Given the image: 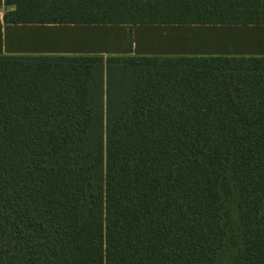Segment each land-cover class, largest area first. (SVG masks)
Here are the masks:
<instances>
[{
	"label": "trees",
	"instance_id": "16d2710c",
	"mask_svg": "<svg viewBox=\"0 0 264 264\" xmlns=\"http://www.w3.org/2000/svg\"><path fill=\"white\" fill-rule=\"evenodd\" d=\"M7 24L264 25V0H4ZM0 264H264V57L0 56Z\"/></svg>",
	"mask_w": 264,
	"mask_h": 264
},
{
	"label": "crops",
	"instance_id": "0c3cea01",
	"mask_svg": "<svg viewBox=\"0 0 264 264\" xmlns=\"http://www.w3.org/2000/svg\"><path fill=\"white\" fill-rule=\"evenodd\" d=\"M0 56L264 57V25L7 24Z\"/></svg>",
	"mask_w": 264,
	"mask_h": 264
}]
</instances>
